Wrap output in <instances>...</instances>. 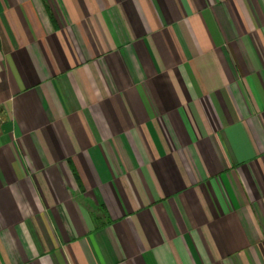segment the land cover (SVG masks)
<instances>
[{
  "label": "crops",
  "instance_id": "1",
  "mask_svg": "<svg viewBox=\"0 0 264 264\" xmlns=\"http://www.w3.org/2000/svg\"><path fill=\"white\" fill-rule=\"evenodd\" d=\"M0 264H264V0H0Z\"/></svg>",
  "mask_w": 264,
  "mask_h": 264
}]
</instances>
